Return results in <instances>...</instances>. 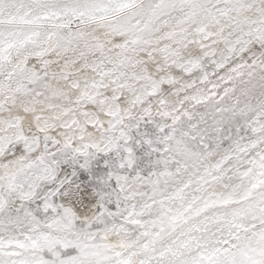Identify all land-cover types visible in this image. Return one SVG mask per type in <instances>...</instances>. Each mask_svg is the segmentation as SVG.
<instances>
[{
  "label": "rangeland",
  "instance_id": "rangeland-1",
  "mask_svg": "<svg viewBox=\"0 0 264 264\" xmlns=\"http://www.w3.org/2000/svg\"><path fill=\"white\" fill-rule=\"evenodd\" d=\"M214 212L198 264H264V0H0V264H168Z\"/></svg>",
  "mask_w": 264,
  "mask_h": 264
},
{
  "label": "bare ground",
  "instance_id": "bare-ground-1",
  "mask_svg": "<svg viewBox=\"0 0 264 264\" xmlns=\"http://www.w3.org/2000/svg\"><path fill=\"white\" fill-rule=\"evenodd\" d=\"M215 214L219 218L210 221V217ZM231 221L232 218L221 212L202 216L194 220L196 231H193L192 224H185L186 226L180 228L173 237L162 242L156 252L145 256L160 257L162 261L168 257V264H198L201 262V255L209 257L219 247H224V241L232 229ZM165 250V255H162ZM137 258L139 262L144 255H139Z\"/></svg>",
  "mask_w": 264,
  "mask_h": 264
}]
</instances>
